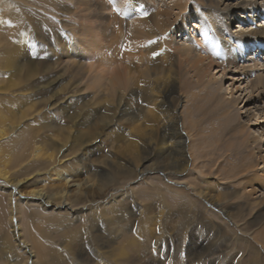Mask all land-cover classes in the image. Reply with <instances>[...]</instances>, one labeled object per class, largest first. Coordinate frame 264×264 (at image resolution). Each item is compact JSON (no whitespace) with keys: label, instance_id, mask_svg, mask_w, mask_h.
<instances>
[{"label":"bare ground","instance_id":"bare-ground-1","mask_svg":"<svg viewBox=\"0 0 264 264\" xmlns=\"http://www.w3.org/2000/svg\"><path fill=\"white\" fill-rule=\"evenodd\" d=\"M263 49L264 0H0L5 262L174 264L170 230L183 228L202 247H189L196 259L236 235L247 249H232V263L264 264ZM62 53L73 58L67 81L49 58ZM80 82L99 94L84 100ZM150 169L224 215L163 182L167 194L158 175L114 192ZM16 192L27 194L17 226Z\"/></svg>","mask_w":264,"mask_h":264},{"label":"rangeland","instance_id":"rangeland-1","mask_svg":"<svg viewBox=\"0 0 264 264\" xmlns=\"http://www.w3.org/2000/svg\"><path fill=\"white\" fill-rule=\"evenodd\" d=\"M30 1H34V0H30ZM63 12V11H62ZM119 15V14H118ZM68 17H66L63 13L60 15V18L58 19V21H55V23H56V25L59 27V31H61V33H60V39L62 40V38L64 37V38H66L65 36L67 35V33H68V30H66V28L68 29V27H65L64 25H63V23L65 22V19H67ZM60 20V21H59ZM63 27L65 28V29H63ZM58 31V32H59ZM34 34H36V33H34ZM38 39V38H37ZM59 42H60V40H58ZM57 41V44H59V42ZM39 42V41H38ZM36 44H38V43H36ZM116 47V46H115ZM118 47H119V45H118ZM263 51H264V49H263ZM261 54H262V51H261ZM50 61L51 62H53V61H60L62 64H65L64 66H67L68 67V70H67V75H66V80L65 81H67V80H69V76H72L73 77V73L71 72V70H70V68L71 69H74V67H72L71 66V64H72V60H73V58H71L68 54H66V53H62L59 57H55V56H51L50 55ZM63 66V67H64ZM63 67H59V68H57L56 69V72L57 71H60V70H62V69H64L65 70V68H63ZM82 75V74H81ZM2 76V75H1ZM71 83L73 84V83H75V79L73 78L72 79V81H71ZM79 86L82 88V92H80L78 95H82V96H84V100H86V101H90L91 99H93L94 97H96L97 96V94H99V92H100V87L97 85V84H95V85H93L92 83H90V82H80V84H79ZM229 86V82H227L226 84H225V87H228ZM72 90V89H71ZM86 90V91H85ZM136 102H139L138 100H135ZM50 106H51V102H47L46 104H45V106H44V108L42 109V113H44V112H48L49 110H50ZM59 115H60V120H59V122H61V123H63V122H65V120H66V116H63L62 114H60L59 113ZM54 116H56V114H54ZM34 119H36V118H34ZM33 118L31 119V120H28L29 122L28 123H30L32 120H34ZM35 121V120H34ZM179 122V127L181 128V127H183V125H182V122H181V120H179L178 121ZM27 124V121H23V122H20V123H18L15 127H14V129L10 132V135L11 136H13V135H16L20 130H22V128L24 127V125H26ZM119 130V129H118ZM124 130V129H123ZM25 139V136L22 138V141ZM210 143H211V146H210V148L211 149H213V148H215V146H216V142L214 141V140H210ZM68 147L67 148H65V149H63L62 150V152H60L61 154H64V153H66V151L69 149V147H70V145H71V142L69 141L68 143ZM217 153H218V151H217ZM264 153V152H263ZM98 154V153H97ZM220 159V157L217 155V157H216V160H219ZM232 160H234V159H232ZM140 172V171H139ZM150 175H158V176H160V179L162 180V182H161V185H162V189L164 190V191H166L167 192V194L169 193V191H167L165 188H164V185H163V182L164 183H166V184H171V185H177L178 187H181V188H183L184 190H186V191H188L193 197H195L196 199H198L200 202H202L206 207H208V208H210V209H212L215 213H219L220 215H224V212L222 211V210H220L221 208H222V205H219L218 203H214V204H212V203H210V202H208L207 200H205L206 198L204 197V198H202L201 196H199L191 187H187L186 186V184H182V185H178V184H176V183H174L172 180H171V175H170V173H168V172H164V171H162V170H160V169H150L149 171H145L144 173H141V174H139L138 173V175L134 178V179H131V180H129V181H127V183L124 185V186H122V187H119V188H117V189H115V193H119V192H123V191H125L127 188H130L132 185H134V184H136V183H138L139 181H141V180H143L144 178H146L147 176H150ZM229 176H231V174H228V178H226V176H223L222 175V181L223 182H228L229 181ZM223 177H224V179H223ZM233 183H231L230 185H232ZM9 187H11V188H13L11 185L9 186ZM140 189H142V188H140ZM150 192H152V191H150ZM149 194V193H148ZM162 194H164V193H162ZM27 197V194H25V193H22V192H20V193H18V192H16V195H14V197H13V199L11 200V208H12V220L14 221V223H15V226H17V224H18V222H17V205H18V198H26ZM109 199V197H104V198H102L101 199V201H103V202H106L107 200ZM6 203L4 202V207H3V212H2V214H3V216L5 217V218H7V208H6ZM38 208H39V206H38ZM65 208H67L68 210H71V207H69V206H63L61 209H65ZM40 209V208H39ZM57 210H58V208H56ZM2 220H3V217H0ZM228 223H231V226L233 225V222H232V220L231 219H229V218H226L225 219ZM162 226L164 227V225L162 224ZM196 226V225H195ZM5 230V228L2 230V231H0V233L1 232H3ZM8 230V229H7ZM170 233H173V236H171V235H169V239L171 240V241H173V244L172 245H170V247H171V250H175L174 252H175V254H174V264H216V261H213V259L215 258V257H218V255L219 256H221V259L219 260V264H231L232 263V261L230 260V251L232 250V249H239V251H240V248H241V245H239V243H236V241L237 240H234L235 239V237H236V235L235 234H229V236L231 235L232 237L234 236V238L232 239V244L231 243H222V242H220L219 240H218V244H216L215 246H216V249H219L220 251H217L216 253H211V252H208L207 254H206V256L204 255V256H202L200 259H201V261H200V259H196L194 256H193V254L191 255H189V251H188V249H189V247H193V249H195L196 250V252L200 249V248H202L201 247V245H199V243H196V241L198 240L197 238L195 239V240H193V243H191V246H190V243H189V235H188V233H187V235H185V229H183V228H181V230L179 231V235L176 237L175 236V234H174V230H170ZM238 233H239V231H238ZM171 236V237H170ZM10 237L12 238V239H14V237L11 235V233H10ZM172 237H173V239H172ZM20 240V239H19ZM195 241V242H194ZM1 242H2V240H0V244H1ZM220 242V243H219ZM233 242H234V244H233ZM252 242L254 243V244H256L255 243V241L254 240H252ZM21 243V242H20ZM231 244V245H230ZM178 245V246H177ZM257 245V244H256ZM244 246V245H243ZM243 248V247H242ZM241 248V249H242ZM243 249H245V251H246V249H247V247L245 248V246H244V248ZM262 251V253H263V250H261ZM241 252V251H240ZM247 254V253H246ZM264 254V253H263ZM4 254L1 252V246H0V264H7L5 261H6V258L3 256ZM178 255V256H177ZM241 255V254H240ZM198 256H200V255H198ZM246 256V257H245ZM244 256V259H246V260H243V263L242 264H250L249 263V261L251 262V260H250V257L251 256H249V255H245ZM178 257V258H177ZM203 258V259H202ZM213 258V259H212ZM196 259V260H195ZM199 260V261H198ZM199 262V263H198ZM28 264H33V262H32V259H29L28 260ZM233 264V263H232Z\"/></svg>","mask_w":264,"mask_h":264}]
</instances>
